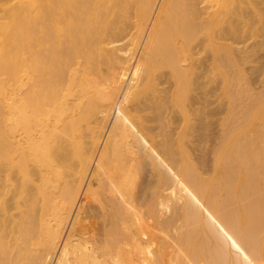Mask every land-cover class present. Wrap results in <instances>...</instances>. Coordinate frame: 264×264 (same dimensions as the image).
Masks as SVG:
<instances>
[{"label":"bare ground","instance_id":"bare-ground-1","mask_svg":"<svg viewBox=\"0 0 264 264\" xmlns=\"http://www.w3.org/2000/svg\"><path fill=\"white\" fill-rule=\"evenodd\" d=\"M259 1L0 0V264H264V78L245 103L250 90L240 63L249 54L226 42L264 25ZM197 37L211 54L204 79H219L226 101L208 173L185 148L190 117L202 126L215 111L191 107L212 94L209 86L201 99L191 97L207 86L194 89ZM121 39L126 46L116 45ZM146 102L153 110L146 117L156 113L160 121L157 146L174 178L150 158L165 175L151 192L159 201L151 194L154 204L142 213L149 229L167 233L163 239L173 230L174 248L161 237L156 244L157 233L143 228L136 211L138 158L141 151L150 157L157 137L140 115ZM167 110L180 116L171 134L163 132L175 122L172 114L161 117ZM89 175L93 184H84ZM82 192L84 202L108 207L100 240L83 223Z\"/></svg>","mask_w":264,"mask_h":264},{"label":"rangeland","instance_id":"rangeland-1","mask_svg":"<svg viewBox=\"0 0 264 264\" xmlns=\"http://www.w3.org/2000/svg\"><path fill=\"white\" fill-rule=\"evenodd\" d=\"M256 2H257V5L259 6V4H260V1L258 0H255ZM261 5H262V3H261ZM261 5H260V7H261ZM200 7L201 6H203V4H201V5H199ZM260 22H257L256 23V26L257 27H259L258 28V30H257V33L256 34H249L250 35V37H249V35H248V33H246V32H243V30L241 29L240 30V33L239 32H236V34H237V36H235L236 34H229V35H227L226 37H228L229 38V40H228V38H227V43H229L232 47H234V48H239V47H241L240 49L241 50H244V52H247V55L249 54V56L246 58V60H244V61H242V63H240V68H241V70H242V72H244L243 73V75H245V78H244V80H245V82H247V83H243V85L242 86H244L245 88L246 87H249V90L250 91H248V95H247V98H246V101H245V103H249V101H247L248 100V98H249V100H253L254 98L253 97H256V95L255 94H257L258 95V93L262 90V78H264V46H262V44H264V39H262V38H264V37H262V36H264V35H262V34H264V27H262V26H264V25H262V24H259ZM259 25H262V26H259ZM260 27H262V28H260ZM130 28V29H129ZM132 27H131V25H129V27L127 28V31H126V33H125V37L127 38V37H130L129 35H131L132 33H133V31H131L132 29H131ZM129 31H130V33H129ZM126 34H129V35H127L126 36ZM259 34H261V37H260V35ZM240 36H242V37H240ZM124 37V38H125ZM240 37V39H237V38H239ZM246 38L247 39V41H246V39L245 40H243V38ZM200 38L201 37H197V38H195L194 39V41H193V46H195L194 48H193V52H195L196 50H197V56L195 57V58H198V60H199V62H200V64H198V67L196 68V69H194V71H193V76H192V79H193V81H195V85L194 86H196L197 87V85H199L200 84V82L201 83H206V85L207 86H205V88H203L202 90H200L201 89V86L202 87H204L203 86V84L200 86L199 85V87H200V89H198V87L197 88H194V89H198V91H199V93L201 92L202 93V91L203 90H205V92L203 91V93H206L207 91H211L212 92V94H207V95H209V97L206 95V96H204L203 98H202V100H200V101H203V100H205L206 102L205 103H203V102H200V103H193V105H191V107H194V108H192V109H198V110H202L203 112L204 111H207V112H205V114L206 113H208V112H213L214 110V116H213V114L211 115V116H209V117H207L206 118V120L208 119L209 121H210V123H209V127L207 126L208 125V120L207 121H205V122H207V124L204 122L203 124H202V126H201V122L199 123V121H195V120H197V117H194V116H192V117H190V118H192L193 119V121H191V122H193L192 123V125H193V129H192V131L188 134L189 135V137L187 136V140H189V141H187V140H185L186 142H185V148H187L186 150H187V152L188 153H190L191 154V158L193 159L194 158V160H198V158L199 159H201L202 160V167H201V170L203 169L204 171H206L207 173L208 172H210V169H211V164H212V151H213V149H215L216 148V144H218L219 143V140H220V137H221V135L223 134V127L221 126V121H222V119L225 117V108L224 107H226L225 105H226V101L224 100V98L220 95V80L219 79H216L215 81H217V83L216 82H209L208 84H207V81L208 80H206V79H208L206 76H208L209 74H206L205 72H207L208 73V70L210 69L209 67H210V63H211V54L209 53V51H207V50H203L202 48H204V45H203V43H200ZM259 38V39H258ZM129 39V38H128ZM230 39H232V41L230 42ZM237 39V40H236ZM242 40H243V42H242ZM237 41L240 43H237ZM122 42V43H121ZM126 42H127V40H126ZM260 42H262V43H260ZM119 43L121 44V45H123V46H126V44H125V39H121L120 40V42L118 41L117 42V44L116 45H119ZM128 43V42H127ZM234 43V44H233ZM254 43H255V45H254ZM257 43H258V45H257ZM237 46H236V45ZM250 44V45H249ZM248 45V46H247ZM140 46V45H139ZM139 46H135V47H133L132 46V51H133V53H134V55H135V53L136 52H134L135 50L137 51V50H139ZM257 46H258V48H257ZM260 46V47H259ZM247 47V48H246ZM262 47V48H261ZM250 48V49H249ZM258 50V51H257ZM259 50H260V52H259ZM257 51V52H256ZM200 52V53H199ZM251 53V54H250ZM252 55V56H251ZM250 57V58H249ZM251 59V60H250ZM258 59V60H257ZM205 60V61H204ZM256 63H255V62ZM132 62V61H131ZM202 62V63H201ZM261 64H260V63ZM209 63V64H208ZM251 63V64H250ZM197 64V63H196ZM203 64H204V66H205V68H204V66H203ZM243 64H245V65H243ZM257 66H256V65ZM258 64H259V66H258ZM253 65V66H252ZM209 66V67H208ZM250 66V67H249ZM200 67V68H199ZM253 67V68H252ZM257 67H258V69H257ZM103 68V70L105 71V69H104V67H102ZM203 68V69H202ZM260 68V69H259ZM199 69H201V73H199L200 71H198ZM249 69L251 70V71H249ZM244 70V71H243ZM246 70H248V71H246ZM202 71H204V72H202ZM254 71V72H253ZM164 72H166V71H162V73H164ZM246 72H247V74H246ZM250 72V73H249ZM200 74V75H199ZM203 74H206V79H204L205 77L203 76ZM202 75V77H201V79L199 78L200 76ZM161 76H164V75H161ZM167 76V75H166ZM166 76H164V78L163 77H160V79H159V81H162L161 80V78H163V79H166L165 77ZM197 76H198V81L196 80L197 79ZM210 76V75H209ZM250 78H249V77ZM256 76V77H255ZM257 76H258V79H257ZM252 78V79H251ZM256 78V79H255ZM251 79V80H250ZM254 79V80H253ZM167 80H168V82H169V79L167 78ZM200 80V81H199ZM202 80H206V82L205 81H203L202 82ZM260 80V81H259ZM163 81H165V80H163ZM243 81V80H242ZM250 81V82H249ZM255 81V82H254ZM197 82H199L198 84H197ZM218 82H219V84H218ZM166 84V86H167V83L166 82H162V84L160 83V86L161 87H163V84ZM214 84V85H213ZM217 84V85H216ZM205 85V84H204ZM216 85V86H215ZM246 85V86H245ZM209 86H210V89H208L207 90V88H209ZM219 86V87H218ZM253 86V87H252ZM165 87V86H164ZM214 88V89H213ZM219 88V89H218ZM252 88H253V90H252ZM194 89H193V91H191V94H193L195 91H194ZM246 89H248V88H246ZM260 89V91L258 92V90ZM207 90V91H206ZM198 91H197V93L195 92L191 97H194L193 99H195V100H193V101H196V99H198V97H199V99H201V93L200 94H198ZM256 91V92H255ZM214 93H216V94H214ZM254 93V94H253ZM195 94H197V95H195ZM213 94H214V96H213ZM196 96V97H195ZM203 96V95H202ZM217 96H218V100H217ZM205 97H208L207 99L205 98ZM205 98V99H204ZM210 98V99H209ZM192 99V98H191ZM221 100V101H220ZM251 100V101H252ZM218 101H220V102H218ZM250 101V102H251ZM147 103V106H148V108H145L144 110H143V112H145V113H141L140 115L141 116H143L144 114V116L146 117V116H148V117H150L149 115V113H151L153 110H151L150 108H149V106L151 107V105H149V103L148 102H146ZM211 103V104H210ZM225 103V104H224ZM195 104V105H194ZM196 104H197V106H196ZM201 104H202V106H201ZM205 104H207V107H206V105H205V107H204V105ZM210 105V106H209ZM220 105H222V106H220ZM222 107V108H221ZM224 109V110H223ZM151 110V111H150ZM237 110H240V109H237ZM168 111V110H167ZM166 111V113L165 112H163V114H162V116L161 117H163L164 116V114H168V116H170L172 113V111H168L167 112ZM224 111V112H223ZM156 112V111H155ZM170 112V113H169ZM173 113H175V112H173ZM216 113H217V115H216ZM143 114V115H142ZM152 115H153V112L151 113ZM170 114V115H169ZM151 115V116H152ZM156 113H154V116H152V120H153V118H154V121H152L151 119V121L149 120V118L148 117H146V122L148 121V123L145 125V126H148L149 128V130L151 129V132L153 133V131L155 132V133H153L152 135H155V136H157V137H155V138H153V144H154V147H152L149 151H150V153H151V155H150V153H149V155H150V157H147L146 156V153H143L142 151L140 152V158H138V163H139V165L141 166L143 163L145 164V166H139V168H138V171H137V176H136V180H137V190H135V193L137 194L136 196H137V201H139V202H136L137 203V207L138 208H140L139 210H137L136 209V211H137V213H138V211L141 213H139L138 215H140L141 217V220L139 219V216H138V219L140 220V223H142V225H144L145 224V220H147L146 219V215H143L144 213H142V212H144L146 209H148V207L147 206H149V205H152V204H154V202H157V201H159V199L160 198H158L157 196H154L155 195V193L154 194H152L151 192H153L155 189H156V191H157V184H158V180H159V178H161V176H162V174L163 175H165V173H166V175L167 174H171L172 175V173H171V171L173 170H171L169 167V165L166 163V161H164V162H162L163 160H165V157L164 156H161L162 154H161V151H160V149H159V147L157 146V144L159 143V141H160V139H159V134L157 135V133H158V131H161L160 130V127H158V123H160V121H158L157 120V122H155V120L158 118H156ZM173 116L172 117H175V119L173 120V124L172 123H170L171 125H169V128H166V129H164L163 130V132L164 133H170L169 132V130L170 131H172L171 129H174L173 131L174 132H176V131H178L177 129H175V125H176V127L178 126L177 124H179V121L178 120H180V116H179V114H177V113H175V114H172ZM112 116H113V114H112ZM112 116H110L109 115V118H108V120L105 122V127H104V134H103V136H105V133H106V131H107V128H106V126H108L109 125V122H110V120H111V117ZM168 116H166V117H164L163 119H168V118H170V117H168ZM177 116V117H176ZM178 116H179V118H178ZM195 118V120H194V118ZM178 118V119H177ZM177 121V122H176ZM204 121V120H203ZM215 122V123H214ZM199 123V124H198ZM155 127H154V126ZM173 125V126H172ZM194 125H195V129H194ZM159 126H160V124H159ZM206 127V130L204 131V129H205V127ZM174 127V128H173ZM210 127H211V129H210ZM106 128V129H105ZM171 128V129H170ZM203 128V129H202ZM211 130V131H210ZM171 132V133H174V132ZM201 131V132H200ZM222 131V132H221ZM160 133V132H159ZM170 133V134H171ZM206 133L208 134V135H206ZM141 136V142H144V143H146V145H148L149 144V140H148V138H147V136L146 135H144V137H142L143 135H140ZM146 137V138H145ZM102 138H104V137H102ZM146 140V141H144V139ZM161 138V137H160ZM143 139V140H142ZM101 142H102V139H101ZM218 142V143H217ZM143 143V144H144ZM196 147V148H195ZM199 149H198V148ZM193 150V151H192ZM148 151V152H149ZM158 151V152H157ZM204 151V152H203ZM205 151H206V153H205ZM211 151V152H210ZM153 152V153H152ZM202 152V153H201ZM155 153V154H154ZM144 154V155H143ZM189 154V155H190ZM205 154V155H204ZM159 155H160V157L161 158H159ZM154 157L155 158V160H157V162H158V160L160 161V163H157L160 167L161 166H163V165H160V164H164V167H162V168H166V169H163L162 170V168H160V167H158L157 166V168L156 169H154V168H152L151 167V164L149 163V161H150V158L151 157ZM193 156V157H192ZM151 158V159H154V158ZM147 158H149V159H147ZM162 158H164V159H162ZM154 160V161H155ZM162 160V161H161ZM156 162V161H155ZM169 166H167V165ZM165 166H167V167H165ZM143 167H144V170H143ZM148 167V168H147ZM151 170H150V169ZM94 169V165L92 164V166L90 167V170L92 171ZM139 169H142V171L140 170V172H139ZM149 170V171H148ZM158 170H159V172H158ZM163 172H165V173H161L162 171ZM165 170V171H164ZM166 170H167V172H166ZM171 170V171H170ZM169 171V172H168ZM152 172V173H151ZM153 172H154V174H153ZM156 172H158V173H160V174H158V176H156ZM140 173H142L141 174V176H140ZM173 173H174V171H173ZM170 175V177H172V178H174V175H172L171 176ZM153 176H155V177H153ZM140 177V178H139ZM139 178V179H138ZM92 179V180H91ZM88 180V181H87ZM94 181V179L89 175L87 178H86V183L84 182V184H91L92 182ZM153 183V184H152ZM156 183V184H155ZM93 184V183H92ZM144 184V185H143ZM142 185V186H141ZM84 187V186H83ZM93 187H95V186H93ZM135 187V188H136ZM146 187V188H145ZM134 188V189H135ZM149 188V189H148ZM153 188H154V190H153ZM139 191H140V193H139ZM156 191H154V192H156ZM105 193V194H104ZM143 193V194H142ZM149 193V194H148ZM165 193H166V196H168L169 195V193H167V190H166V192L164 191V192H162L161 193V196L162 197H165ZM107 194V195H106ZM142 194V195H141ZM148 194V195H147ZM154 196V199H155V197L157 198V201H156V199L154 200L153 199V197H152V195ZM103 195H104V197H103V199L105 198H108L107 196H109V194L106 192V191H103ZM106 195V196H105ZM141 195V196H140ZM144 195H146V196H144ZM81 196V197H80ZM80 196H79V200H78V203L79 204H77V206L79 205V208H81L82 206V208H81V214H82V216L84 217V225L86 226V227H88V229L89 230H91V232L95 235V236H93L94 238H95V240H96V238H97V240H100V239H102V237H101V235L103 236V233H104V231L108 228V225H109V220H106V219H108V214H107V209H108V207L106 206V204L105 203H103V206H105L104 208H103V206L101 205L102 203H98V202H96V201H93V200H90V199H88L87 200V202L85 201L84 202V200H83V192L80 194ZM144 196V197H143ZM149 196V197H148ZM142 197V198H141ZM139 199V200H138ZM145 199V200H144ZM153 199V201H151ZM144 200V201H143ZM148 201H150L151 202V204H150V202H148ZM91 202V203H90ZM93 202V203H92ZM95 202V203H94ZM145 202V203H144ZM147 202L149 203V205L147 204ZM82 203H84V204H82ZM89 203V205H87V204ZM97 203H98V205H97ZM144 203V204H143ZM180 203V202H179ZM179 203H177V204H179ZM86 204V205H85ZM140 204V205H139ZM147 205V206H146ZM86 206H93V208H96L95 210L92 208V207H87L86 208ZM100 206V207H99ZM102 206V207H101ZM142 206V207H141ZM146 207V209H145V207ZM144 207V208H143ZM143 209H145V210H143ZM97 210V211H96ZM106 210V211H105ZM89 211H91V212H93V213H91V212H89ZM84 212H86L84 215H83V213ZM87 212L89 213V215L87 216L86 214H87ZM101 212V213H100ZM109 212V211H108ZM145 213H147V211L145 212ZM91 215V216H90ZM106 217V218H104V216ZM165 215V217H169L170 216V214L169 213H167V214H164ZM86 216H87V218H89L88 220H87V218H86ZM100 217L101 219H102V221L100 220V218H98V217ZM79 217V216H78ZM91 217V218H90ZM95 217H96V219H95ZM164 216H163V218H165ZM79 219H80V217H79ZM78 219V220H79ZM92 219V220H91ZM87 220V221H86ZM148 221V220H147ZM86 222V223H85ZM144 222V223H143ZM100 225H99V224ZM104 224V225H102V224ZM146 223H148L149 224V221L148 222H146ZM88 225V226H87ZM146 225V224H145ZM94 226V227H93ZM147 225L146 226H144L143 228L144 229H146V230H151V229H149V228H151V225H149V227H147ZM104 228V229H103ZM152 229H154L153 228V226H152ZM97 232H95V231ZM155 230V231H154ZM153 231L151 230L150 232H153L152 234L154 235V232H155V236L157 237L156 238V240L159 238V239H161L162 241H160V242H162V243H160L158 240H157V242H156V244H163V243H171L170 245L174 248L175 246H173L172 245V243H173V239L171 238L172 236H171V234L173 235V233H171V232H173V230H171V232L169 231V233H168V236L167 237H164V238H166V239H168L169 238V235H170V238L172 239L171 241H169V239H168V242L167 241H165L166 239H163V235L164 236H166L167 235V233H166V235H165V233H159L158 234V230H156V228L154 229ZM157 235H159V236H157ZM161 237V238H160ZM96 240V241H97ZM164 240V241H163ZM169 243H168V245H169ZM171 246H170V248H171ZM172 248V249H173ZM235 248V247H234ZM245 258V261H246V259H248V257L247 256H245L244 257ZM250 261V259H248V263H250V264H252L251 262H249ZM247 262V261H246ZM247 263V264H248Z\"/></svg>","mask_w":264,"mask_h":264}]
</instances>
